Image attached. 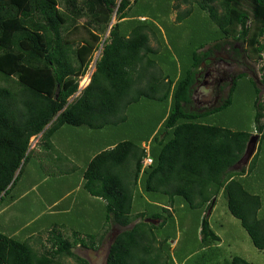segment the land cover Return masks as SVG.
I'll list each match as a JSON object with an SVG mask.
<instances>
[{
	"label": "trees",
	"instance_id": "obj_1",
	"mask_svg": "<svg viewBox=\"0 0 264 264\" xmlns=\"http://www.w3.org/2000/svg\"><path fill=\"white\" fill-rule=\"evenodd\" d=\"M193 1L206 12V22L216 26L215 36L207 43H216L220 49L221 41L241 42L256 56V61L261 60L264 0H221L219 10L213 6L216 0ZM245 1L251 2L249 11L242 7ZM64 3L67 11L58 8V0H0V196L14 184L15 174L27 158L31 138L40 136L50 144L51 135L62 126L101 129L112 118L125 122L126 113L133 106L143 105V110L151 107L145 103H156L159 113L145 122L141 135L122 141L91 160L84 174L85 187L107 202L108 211L122 227L145 217L132 215L133 199L137 195L143 200L142 192L160 191L171 200L181 198L197 213L194 227L201 236L200 250L211 255L174 263L169 254L163 255L160 246L152 258L147 235L153 236V242L156 238L149 225L141 222L113 240L105 264H250L237 256L220 260L221 239L210 228L208 218L216 197L223 194L229 213L240 221L252 245L264 250L261 199L245 190L239 174L231 172L251 135L244 129L203 124L200 115L188 110L196 70L212 54V48L205 55L198 54L206 45L201 44L187 57L180 54L163 62L172 69L169 73L163 69L158 72L155 61L149 58L156 54L149 44L151 31L143 24L128 28L135 22L125 15L129 0H120L117 6L116 0H86L84 7L77 5L76 0ZM115 8L116 22L107 30L105 26ZM82 17L89 20L80 26L76 21ZM94 25L98 29L91 28ZM81 27L86 37L76 40L73 35ZM107 31L108 37L103 40ZM100 45L102 50L89 84L69 102ZM152 66L154 71H148ZM260 72V84L264 86V63ZM135 84H143L142 89L133 91ZM235 87L233 82L229 98L219 110L232 104ZM252 90L257 124L262 104L259 90ZM217 111L209 110L206 115ZM147 142L152 164L140 173L145 156L141 144ZM116 170L123 173L117 174ZM142 185L146 189L137 190ZM157 210L160 214L154 218L161 220L162 229L172 216L163 208ZM164 214L169 215L163 217ZM77 242L56 238L50 248L38 252L28 243L0 233V264H64L60 262L62 258H71L74 264H88L72 252Z\"/></svg>",
	"mask_w": 264,
	"mask_h": 264
},
{
	"label": "crops",
	"instance_id": "obj_2",
	"mask_svg": "<svg viewBox=\"0 0 264 264\" xmlns=\"http://www.w3.org/2000/svg\"><path fill=\"white\" fill-rule=\"evenodd\" d=\"M202 20L203 22L196 23V26L194 27L195 29L186 28L185 30L189 32L187 37L188 42L185 46L193 44L195 48L197 46H201V44H206L204 48L197 51V53L201 55H205L207 50L212 48V54L203 60L196 70L195 84L192 92V102L188 107V110L200 115V117H202L201 122L203 124H215L217 126L227 127L229 125L215 123L214 119L219 117L223 111L231 107L232 104L225 110H219V108L223 106V103L229 98V90L232 87L233 82L236 84L235 89H238L240 86L247 85L251 88V90L252 88H257L259 90V101L262 104V109L260 111L261 118L256 124L255 117L257 115V111L255 108L253 123L250 125L251 128L247 127L246 129L251 136H256L257 140L254 144L250 145L247 153L244 152L240 161L231 168V172L239 174L238 178L241 180L245 190L260 197L262 202L260 215L264 217V86L260 84V68L264 63V59L256 61V56L252 54L246 44H241V42H236L231 39H228L225 44H223L224 41H221L220 49L216 47V43H207L210 41L209 38L215 36L213 31L216 29V26L206 22V16L205 20L204 17ZM176 22L177 20L175 23ZM177 24L178 25L175 27L179 26V23ZM157 32L160 33L159 27ZM159 35L162 36L161 42L157 41L155 36L151 40V48L156 51V54L154 55L157 56V62L163 63L165 61L169 62V60L173 58L175 59L177 55L169 54L170 50L167 47V45H169L168 37L164 36L163 38L162 34ZM196 38L198 39V42H194V39ZM178 41H176L175 44H178ZM165 52L167 57H162V53ZM190 52L191 54L193 53L192 50ZM186 53H188V51ZM180 54L182 55V53ZM226 54H228V57H226ZM240 68L242 70H239ZM148 71H154V67L152 66L148 69ZM155 71L159 72V70ZM163 71L169 73L172 69H170L169 66H165ZM90 80L91 76L89 77L87 84L83 87L78 81L77 92L80 93L89 84ZM142 87L143 84H135V86L132 87V90L140 91ZM78 95L74 94L70 98V101ZM200 97L209 98L205 100L200 99ZM254 102L255 99H253V103ZM209 110L218 111L211 115H206ZM140 126L141 124H139V122L135 125L137 129L140 128ZM62 127L58 128L51 135L49 139L50 144L43 141L40 139V136H38L37 139H40V143L38 142L37 145L33 144L28 149L26 160L21 164L15 174V177L17 178L14 184L10 187L6 194H2L0 196V233L15 240H17L16 237L18 235H21L22 238L17 241L28 243L32 249L38 252H41L43 248H50L56 238L66 239L69 242H73L75 240L78 241L77 244L73 246L72 250L82 247L80 246L81 241L86 245V247H82L85 250L96 249L99 247L98 245H103L105 241L110 242L108 246L109 249L113 240L121 232L128 230L134 224L143 222L149 225L151 232H153L156 238V242H153V236L149 233L147 235L149 242L151 243L150 248L152 250L149 256L153 258L157 253V250L160 248V246L157 245L158 235H156L154 231L157 228L159 229L161 224V220L154 218L157 217V214H160V211L157 209L163 208L172 215L174 213V206H180L182 205V202L179 201L178 204H175V199H172V201L165 194L158 199H150L151 202L147 201L148 199L145 197L143 198L144 201L139 200L136 195L132 202V215L135 216L136 214H144L145 217L135 219L127 227L120 226L116 223L112 214L108 211L107 202L104 199L90 193L86 189V179L84 174L89 163L96 155L104 151L112 150L118 143L128 140L129 137H104L101 138L102 140L97 146L96 151L89 152L87 145L84 144L82 147H79L78 149L76 148L74 153V148H71L70 146V139L67 142L69 144L68 148L67 146H64L61 149V142L54 137L55 133ZM67 127L74 126L68 125ZM77 127V129L81 128V126ZM229 128H232V130L235 129L232 126ZM90 130L97 131L98 129L90 128ZM75 132H78V130L74 131V133ZM68 133L70 134L71 132ZM134 137L131 139H134ZM145 144L148 145L149 143H142L141 147L143 148ZM73 153L75 156H73ZM23 170L26 174L30 172V174H33L36 178L32 180V177L30 180L28 175L20 178ZM142 171L143 169L141 168L140 173H142ZM115 173L122 174L123 172L116 170ZM26 180L30 183L26 184ZM51 180L55 181L54 185L56 184V187L60 190L59 194L55 195L54 198L52 196L53 193L51 192V189L55 186L50 188H47V186L44 187L47 183H52ZM139 182L140 180H138V185ZM137 190H141L140 187H138ZM31 195H35L37 201H32ZM217 198L218 197L215 199V203ZM21 203H23V206H25L26 209L21 210ZM43 204L45 207L41 211H38L39 209L37 207H42ZM145 204H150L151 207H147ZM34 206L36 207L35 210H33ZM214 206L211 211L214 210ZM27 212L31 214L30 219H26V217L23 216V220H19L17 224L10 228L11 224L19 218V214ZM74 213H77L78 217L75 218V220H71L68 225L66 222L59 220L61 223L57 224L61 229L60 231L56 229L57 224L44 226L46 221L45 216L49 217L54 214L55 216L74 215ZM169 214H164L163 217H168L167 215ZM67 220L69 221V219ZM73 224L79 226V228ZM32 225L36 226L29 231L28 228ZM52 228L56 230L54 231ZM49 232H52L53 234H49ZM170 244L169 251H171V247L176 244V237L170 241ZM91 245L93 247H90ZM188 260L189 257L183 259V262L185 263Z\"/></svg>",
	"mask_w": 264,
	"mask_h": 264
},
{
	"label": "rangeland",
	"instance_id": "obj_3",
	"mask_svg": "<svg viewBox=\"0 0 264 264\" xmlns=\"http://www.w3.org/2000/svg\"><path fill=\"white\" fill-rule=\"evenodd\" d=\"M77 5L80 7H84V2L86 0H76ZM120 0H116V6L119 4ZM186 1V0H184ZM221 0H216L213 3V6L216 7L218 10L219 8V2ZM65 0H58V8L62 11H67L68 8L65 7ZM130 4L125 10V15L128 18H133L135 22L132 24H129L130 28L134 25H140L143 24L151 31V34H149L150 39V46H151V40L153 39V35L156 37V40L161 42L162 36L159 34L168 37L169 45H167L168 49L170 50L169 54H175V55H182L184 54L185 57L189 56V52L194 48L193 44L190 46L185 44L188 42V31H185L186 28L189 29H195L196 23L203 22L202 18L207 15L206 12L199 10V8L196 6V3L192 0H188L187 2H183V0H129ZM251 6L250 1H245L242 4V7L249 11ZM189 15H188V14ZM177 16L179 17L178 19ZM109 22L105 26L108 27L107 30L112 27L113 24L116 22V8L113 10V12L109 16ZM175 17V18H174ZM88 17H82L81 19H78L76 21V24L82 26L86 25L88 22ZM143 21L141 23H138L137 21ZM177 22L175 23V21ZM179 26L175 27L176 25ZM127 24V23H126ZM134 24V25H133ZM153 25H156L159 27L160 33L157 32V30L153 27ZM104 26V25H103ZM98 29V26L94 25L91 28ZM131 29V28H130ZM98 32V31H95ZM76 40H78L81 37H86V33L81 27L78 31V33H75L73 35ZM108 37V31L102 36V39L105 40ZM181 39V40H179ZM179 40V41H178ZM178 41V44H175V42ZM194 42H198V39H194ZM178 45V46H176ZM181 45V46H180ZM180 46V47H179ZM179 47V48H178ZM100 51V50H99ZM188 51V53H186ZM99 52L97 51L94 54V59L98 56ZM166 56V52L162 53V57ZM167 57V56H166ZM226 57H228V54H226ZM149 58L154 60L156 63L155 69H164L165 64L157 62V56L156 55H149ZM264 59V55H261V60ZM93 58L91 59L89 67L92 66ZM239 70H242L241 68ZM79 80L80 85L83 87L87 84L89 81V73ZM84 79L87 80L86 84H82ZM3 85L2 83H0ZM201 91V90H200ZM209 97H200V99L207 100ZM254 94L250 87L246 86H240L238 89H235L234 93L232 94V105L227 110L223 111L219 117H216L214 119L215 123H221L224 125H229L227 127L232 126L235 129H244L246 130L247 127L251 128V124L253 123V115L255 106L253 103ZM70 101V100H69ZM142 104V103H141ZM148 104L146 107L151 106L149 109H141L143 105L133 106L131 109H129L126 113L127 115V122H117L116 118L110 119L108 123L101 129H98L97 131H92L90 128L86 126H81L80 129H77L79 127H62L59 131L55 133V139H58L60 143V148L62 149L64 146H67L68 148V141L71 140L70 146L71 148H74L73 152L75 153L76 148L82 147V145H87L89 152L96 151L97 146L101 142V138L104 137H129V139L133 138L134 136H139L142 134V126H144L145 122H149V118L154 117L157 113L158 109L160 107H157L156 103H145ZM137 107V109H136ZM133 108L134 111H133ZM159 113V111H158ZM137 115L139 116L137 118ZM123 115H121L122 117ZM144 119V122L142 120ZM142 121V122H141ZM139 122L141 124L140 129L138 130L135 125ZM75 132L74 131H77ZM68 132H71L70 134ZM38 138V137H37ZM37 138L33 139L31 138L29 140V148L33 145L39 142ZM60 150V149H59ZM73 153V156H75ZM78 153V150H77ZM49 158V157H48ZM28 175L30 180L33 177L32 180H34L36 177L34 175L30 174L23 170L22 175L20 178ZM53 178V177H51ZM27 181V180H26ZM26 184H29L30 182H26ZM52 183H47V185H44V187L47 186V188L55 186L53 189H51V192L53 193V198L55 195H58L60 190L56 187V184L54 185L55 181L51 180ZM43 187V188H44ZM146 186L142 185L141 190H145ZM42 190V189H41ZM54 191V192H53ZM143 196L147 199H158L159 197L163 196L162 192L160 191H154V192H142ZM264 198V196H263ZM146 199V200H147ZM170 199V198H169ZM175 204H178L179 201L182 202V205L174 206V213L171 215L172 217L167 218V225L162 229H156L155 234L158 235V243L157 245L161 246L163 248V255L165 257H168V254L171 256L174 263H180L185 259L186 256H188L190 253L194 252L190 257L189 260L195 261L196 259H203L208 257L209 253H205V251L200 250V233L199 230L197 233L195 232V224L197 223V213L193 209L189 208V205L186 203V201L182 200L179 197H175ZM32 201H37L35 195H31ZM144 201V200H143ZM148 201V200H147ZM47 202V200H46ZM141 202V201H140ZM35 203V202H34ZM22 207L21 210L26 209L25 206H23V203H21ZM45 205L41 207H37L41 211ZM33 209V207H32ZM36 207L34 206L35 210ZM213 211V212H212ZM209 214L208 222L210 225V228L215 232L216 235H218L221 239V243L219 244L221 255L220 260H223L224 258L230 259L234 256L240 257L247 261L250 264H264V250L260 251L257 250L251 243L249 236L245 232V230L242 228L241 223L238 219L234 218L228 211L226 207V201L223 194L218 195L217 201L214 206V210H212ZM34 214V213H33ZM77 215V216H76ZM23 216L26 217V219H30L31 214L22 213L19 214V218L11 224L12 228L15 224L19 222V220H23ZM168 216V215H167ZM74 217V218H73ZM78 217V214L74 213V215H57L55 214L52 216H45V225L49 224H57L62 222H66L70 224L71 220H75V218ZM69 219V221L67 220ZM201 221V220H200ZM74 225V224H73ZM36 225H32L28 228L29 231H31L33 228H35ZM77 228L79 226L74 225ZM174 226H176L174 228ZM54 231L58 229L61 230L56 225V229L52 228ZM174 229L176 230V234H174ZM46 233V232H45ZM49 234H53L52 232H49ZM166 237H169L170 239L167 240V243L164 242V239ZM176 237V244L171 247V251L168 250L170 247V241L173 240V238ZM22 238L21 235H18L16 237L17 240H20ZM108 241H105L103 245H98L96 249H88L85 250L82 247L75 248L72 250V252L80 257L85 259L88 264H105V257L107 253V249L109 246ZM43 250V249H42ZM41 250V251H42ZM208 252V251H207ZM60 262L64 264H74V260L71 258H62L60 259Z\"/></svg>",
	"mask_w": 264,
	"mask_h": 264
},
{
	"label": "built area",
	"instance_id": "obj_4",
	"mask_svg": "<svg viewBox=\"0 0 264 264\" xmlns=\"http://www.w3.org/2000/svg\"><path fill=\"white\" fill-rule=\"evenodd\" d=\"M108 34H109V32H108ZM100 50V51H99ZM101 50H102V45H100L99 46V48H98V52H99V54H98V56L94 59V57H93V62H92V66L91 67H89L88 66V69H87V71L86 72H88L89 73V77L92 75V73H93V71H94V64H95V61L97 60V58L99 57V55H100V53H101ZM96 51V52H97ZM95 52V53H96ZM90 65V64H89ZM87 73H85L84 74V76L86 75ZM83 77V76H82ZM81 77V78H82ZM80 78V79H81ZM79 79V80H80ZM76 95H78L79 94V92H76L75 93ZM149 146L147 145V144H145L144 145V147H143V150H144V152H145V156H144V158L142 159V161H141V166H142V169H144V168H146V167H148V166H150L151 164H152V158L150 157V155H149V148H148Z\"/></svg>",
	"mask_w": 264,
	"mask_h": 264
},
{
	"label": "water",
	"instance_id": "obj_5",
	"mask_svg": "<svg viewBox=\"0 0 264 264\" xmlns=\"http://www.w3.org/2000/svg\"><path fill=\"white\" fill-rule=\"evenodd\" d=\"M257 140V137L256 136H251L249 141L247 142L246 144V150H245V153H247V151L249 150V147L251 144H254Z\"/></svg>",
	"mask_w": 264,
	"mask_h": 264
},
{
	"label": "bare ground",
	"instance_id": "obj_6",
	"mask_svg": "<svg viewBox=\"0 0 264 264\" xmlns=\"http://www.w3.org/2000/svg\"><path fill=\"white\" fill-rule=\"evenodd\" d=\"M86 82H87V80H86V79H84V81H83V83H82V84L84 85V84H86Z\"/></svg>",
	"mask_w": 264,
	"mask_h": 264
},
{
	"label": "clouds",
	"instance_id": "obj_7",
	"mask_svg": "<svg viewBox=\"0 0 264 264\" xmlns=\"http://www.w3.org/2000/svg\"><path fill=\"white\" fill-rule=\"evenodd\" d=\"M111 28V27H110ZM70 102V101H69ZM38 137V136H37ZM37 137H33V139L37 138Z\"/></svg>",
	"mask_w": 264,
	"mask_h": 264
},
{
	"label": "flooded vegetation",
	"instance_id": "obj_8",
	"mask_svg": "<svg viewBox=\"0 0 264 264\" xmlns=\"http://www.w3.org/2000/svg\"><path fill=\"white\" fill-rule=\"evenodd\" d=\"M222 73V72H221ZM224 73V72H223Z\"/></svg>",
	"mask_w": 264,
	"mask_h": 264
}]
</instances>
